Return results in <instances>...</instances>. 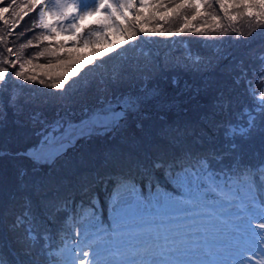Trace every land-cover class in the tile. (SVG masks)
I'll list each match as a JSON object with an SVG mask.
<instances>
[{"label":"snow or ice","instance_id":"snow-or-ice-1","mask_svg":"<svg viewBox=\"0 0 264 264\" xmlns=\"http://www.w3.org/2000/svg\"><path fill=\"white\" fill-rule=\"evenodd\" d=\"M216 4L229 21L245 16L264 22V0H216ZM212 7L211 0H78L62 6L52 5L51 0H24L23 4L0 0V23L8 26L9 35L16 39L31 33L38 44L46 45L36 53L37 59L49 58L45 64L21 61L19 54L0 60L5 65L0 68V120L9 108L20 116L26 105L37 103L34 96L25 93V85L53 82L52 88L63 92L68 81L106 51L136 42L140 34L171 36L164 23L182 19L179 33L220 28L222 16L213 15ZM33 16L31 28L16 32ZM93 16L92 25L85 26V19ZM89 27L100 31L88 35ZM61 34L66 38H60ZM101 43L112 47H97ZM7 52L11 54L12 48ZM154 79L149 64L138 62L108 77L101 76L95 87L104 92L110 85L138 80L143 99L151 100L161 94ZM253 79L264 83V53L233 68V83L244 88L251 102L243 108L241 123L217 122L211 117L205 120L208 129L223 128L224 136L233 138L229 145L232 153L239 148L235 137L248 139L257 128L264 132V91L256 96ZM177 83L173 78L172 84ZM92 86L86 85L84 90ZM140 100L131 92L115 97V102L109 100L104 111L111 120H105L104 126L119 125L129 111L139 110ZM232 104L233 97L221 92L212 116L228 113ZM28 121L34 127L41 125L37 132L41 143L55 139L63 128L62 118L48 123L40 110L30 111ZM16 123L22 126L24 121L17 119ZM171 144L170 150L147 158L130 153L127 167L108 176L107 220L96 210L86 221L77 222L84 209L82 197L61 195L59 185L41 187L30 181L26 166L18 165L13 204L0 214V224L7 219L15 256L10 258L0 250V264H264V155L255 165L247 164L242 154L233 155L229 165L217 168L214 165H223L225 154L194 152L184 144L179 128ZM39 153L38 147L16 153L0 148V158H27L34 163H46L59 154ZM161 181L166 182L163 187ZM89 185L85 174L79 189L84 196ZM125 186L129 189L126 195L121 192ZM201 190L214 193L212 200ZM88 203L97 208L95 199ZM64 231L71 243L68 236L60 235ZM193 236L207 237L209 242L190 243Z\"/></svg>","mask_w":264,"mask_h":264},{"label":"trees","instance_id":"trees-1","mask_svg":"<svg viewBox=\"0 0 264 264\" xmlns=\"http://www.w3.org/2000/svg\"><path fill=\"white\" fill-rule=\"evenodd\" d=\"M211 2L213 5L212 9H210L212 14H220L222 16L216 0H211ZM17 3L23 4L24 0H17ZM34 19L35 16L25 19L16 29V32L31 28ZM179 20L182 19H175V22ZM220 23V28L213 26L214 31L209 29L200 33L187 31L179 33L175 30L172 20L164 23V29L171 32V36L165 37L159 33L140 34L138 41L133 42L137 44L134 48L139 47L142 49V46H144V50H148L150 58L156 65L151 67L155 73L154 81L162 83V85H158L162 87V92L175 89L168 83L170 78L174 77V74H178V79L182 81L183 75L185 74L186 76L189 73V83L186 82L189 85V89L181 90L183 94L184 92H189L186 95L189 106L184 105L185 108L182 107L176 112H172L170 109L149 116L147 120L143 121L142 129L138 134H133L130 131L131 127L123 130L124 133L128 130L126 134L115 130L114 125L108 127L103 134L105 139L109 137L111 132L110 138L117 135H126L130 139L122 143L120 153L93 155L89 164L77 167L76 178L68 182L63 181V184L59 187L61 195L73 194L76 197H82L83 193L79 190L81 177L87 174L90 182L87 196H93L95 194L93 188L98 183H102L110 174L122 171L127 167L126 161L129 152L133 151V154L147 158L149 154H154L157 151L170 150L173 147L171 141L176 135L177 128L183 133L184 144L190 146L193 151L205 150L207 153H222L227 158L225 163H231V156L235 155V153L231 152L229 145L233 142V138L225 137L223 128L208 129L205 126V120L211 117L217 122L230 121L232 124H239L240 117L239 114L236 115L235 111H240L242 104L248 102V97L244 93L243 87H237L233 83V68L242 60L246 62L255 61L256 56L264 53V22H258L255 18L245 16L238 17L235 21H229L222 16ZM170 24H172L171 27L169 26ZM39 31L37 29V32ZM0 35L4 36V40L0 41V60L11 59L14 54H19L21 61L31 59L40 64L48 62L49 58L47 57L37 59L36 53L46 45L38 44L37 40L32 38L31 33L13 39L9 35L8 26L0 23ZM176 35L180 36L177 37ZM125 45L114 48L112 51H106L102 57H97L92 64L85 65L76 77L68 81L69 84L66 86L68 91H65L72 96V99L80 100L86 93L94 95L96 91L95 83L99 82L101 76L108 77L122 68L132 67L138 62L144 61L145 55L139 58L135 55L128 56ZM9 47L13 50L11 54L7 52ZM97 47L111 48L112 46L100 45ZM225 56H227V59L224 58ZM126 61L135 62L123 64ZM4 66L0 64V68ZM249 78L252 79V77ZM86 79L93 86L84 90V81ZM253 80L255 86L263 88V83L258 82L256 79ZM52 83L48 82L45 85H40L38 82H34L30 85H25L24 91L26 94L33 93L35 100H37L40 95L38 97L36 95L40 89L44 90L43 96H49L56 92L51 86ZM137 83L138 80L134 83L124 81L120 84L110 85L106 91L108 93L112 91L116 96L121 93L125 94V92L132 93L136 90ZM72 87L73 90L70 91L69 89H72ZM221 92L233 97L232 108L228 113L221 112L212 116L214 104ZM98 94L100 95V93ZM242 112L243 110L241 115ZM17 119L24 121L23 117L17 116L9 108L7 109V116L0 120V148L10 149L13 153L21 151L23 148L22 142H17L16 147L11 148L14 141L23 139V125L34 127L27 121L29 125L24 121L26 124L23 123L21 126L16 123ZM209 123H211V120H209ZM164 125L167 128H164ZM35 127L38 128V124ZM147 142H152V144ZM234 142L238 144L239 136L234 138ZM102 144L97 142L95 146L100 147ZM138 146L142 147L143 152L135 151ZM126 148H129V151H126ZM12 158L14 157L0 158V214L13 204V193L16 192L17 187L15 173L17 166L23 164V158H15L16 163ZM103 161H109L111 165L103 166L101 165ZM53 167L48 170L42 168L35 172L39 174V171H44V175L52 176V174L56 173L54 169L52 170ZM28 178L33 182V171L28 172ZM69 223L72 222L69 221ZM60 234L66 235L63 232ZM57 239H59V236ZM0 250L9 254L10 258L15 256L12 236L7 230V219L3 224H0Z\"/></svg>","mask_w":264,"mask_h":264},{"label":"rangeland","instance_id":"rangeland-1","mask_svg":"<svg viewBox=\"0 0 264 264\" xmlns=\"http://www.w3.org/2000/svg\"><path fill=\"white\" fill-rule=\"evenodd\" d=\"M113 2H115V0H113ZM51 3L55 6H62L65 3H78V0H51ZM145 12H147V10H145ZM95 19V16L86 18L84 21L85 26H91L92 22ZM182 23V20H179L177 22L173 20V26L175 30H177ZM169 26L171 27L172 24H170ZM96 31H100V29L98 27H89L88 35H91L92 32ZM176 36L179 37L180 35ZM60 38L66 37L64 34H61ZM115 39L118 41L120 37H115ZM100 45L108 47L110 44L101 43L97 46ZM135 45L137 44L131 43L125 45V49L127 48V55H135L137 58L145 55L146 57L144 61H140L141 64L147 63L150 67L156 66L155 62L150 58L148 50H144V46H142L143 50L139 47L134 48ZM90 47L91 45L88 46V48ZM128 50H130L131 52ZM130 62L131 61H126L123 64H127ZM173 76L174 77L170 78V81L168 83L175 87V89L168 92H162V87L159 86V88L161 89V94L152 98L151 100L143 99L144 94L139 92L138 81L136 90L132 92V94L141 97L140 108L136 112L129 111L126 115V118L121 120L119 125H114V127L116 128L115 130H119L120 133L126 134L128 130H126V133H124L123 130L131 127L130 131L133 134H138V132H140V130L142 129L143 121L147 120L149 116L155 113H159L160 111H168L170 109L172 112H176L182 107L185 108L184 105L189 106L187 103L188 98L186 97L189 92H184L183 94L181 91L182 89H189V85H187L186 83H189V73H187L186 76L185 74L183 75L182 81L178 79V74H174ZM173 78L178 81L176 85L172 84ZM153 83H159L157 85H162L161 82L153 81ZM86 85H91L90 81H88L87 79L86 81H84V86ZM66 90L68 91V89ZM69 90H73V87ZM43 93L44 90L42 89L37 92L36 97L40 95L38 99L35 100L37 103L26 105L25 111L22 115H20V117H23L25 122L27 121L28 123H30L28 121L29 112L32 110H40L48 123H51L58 118H62L63 128L60 129L61 134H57L56 138L51 140L49 143H41V137L37 135V132L41 125L38 124V128L23 125V139L14 141L13 145L11 146V148L16 147L17 142H22L23 148L21 149V151L27 150L28 148L38 147V149L40 150L39 154L41 156L47 155L49 153L55 154L59 152L58 155H55L52 160L46 163H34L31 159L23 158V165L26 166L30 172L33 171V183L39 184L41 187H51L52 185H59L60 187L63 184V181L68 182L71 179H75L76 174L78 173L76 171V168L83 167L84 165L89 164L91 162L90 159L93 155L98 156V154L100 153H102L103 155H113L115 153H120L122 149V143L130 139V137L126 135H117L110 138L112 132L106 139L103 137L104 132L108 129V127L112 126V124L108 123L106 127L104 126L105 120L110 121L111 116L109 113L102 110V107L106 105L109 100L115 102V97H121L128 94L129 92H125V94L121 93L119 96H116L112 93V91H110L109 93L106 90L104 92H99L96 88L94 95L86 93L83 98H80V100L72 99V96L66 91H56L49 96H43ZM98 93H100V95ZM27 95L33 96V93H28ZM101 98H103V103L101 102ZM45 100H47L48 103H43V101ZM137 125H140V127H137ZM164 128H167V126L164 125ZM97 142L103 144L100 145V147H96L95 145ZM147 143L152 144V142ZM125 150L129 151V148H126ZM135 151L143 152L141 146H138ZM130 153L133 154V151L129 152V154ZM129 154L127 157H129ZM12 159L16 163L15 158ZM109 164V161H103L101 165L107 166ZM50 167H53L52 170L54 169L56 171V173L52 174V176L44 175V171H39V174H36L35 172L42 168L48 170ZM104 183H106L105 186H107V189L103 191L101 195L102 199L99 197L98 199H96L97 197L94 198L95 201L101 199V204H96L97 208L93 209L89 203H86L84 205L83 211L77 216V222H79L78 220H80V222L86 221L91 216L93 211L96 210H98V214L100 215L101 219L107 220L110 215V205L106 203V201L109 198L108 192L111 191V182L108 183L107 178ZM165 183V181H161V186L163 187ZM128 191L129 189L127 186L121 189L122 194L125 195L128 194ZM184 191L185 193H188L189 189L187 187H184ZM204 192V190H201V194L205 195ZM192 194L196 195L197 193L193 192ZM220 203L222 204L223 202ZM258 222L259 221H257V223ZM68 242H72L69 235ZM189 242L199 244L207 243L209 241L208 238L204 236H193Z\"/></svg>","mask_w":264,"mask_h":264},{"label":"bare ground","instance_id":"bare-ground-1","mask_svg":"<svg viewBox=\"0 0 264 264\" xmlns=\"http://www.w3.org/2000/svg\"><path fill=\"white\" fill-rule=\"evenodd\" d=\"M76 198H77V199H80L81 197L78 198V196H77ZM83 201H84V202H87L88 200H87V199H83ZM78 202H79V200H78Z\"/></svg>","mask_w":264,"mask_h":264},{"label":"water","instance_id":"water-1","mask_svg":"<svg viewBox=\"0 0 264 264\" xmlns=\"http://www.w3.org/2000/svg\"><path fill=\"white\" fill-rule=\"evenodd\" d=\"M107 105V104H106ZM106 105H104L103 107H102V110L104 111V109L106 108Z\"/></svg>","mask_w":264,"mask_h":264}]
</instances>
